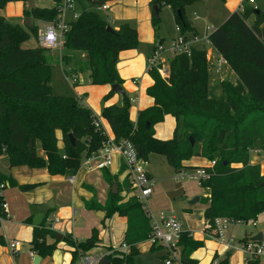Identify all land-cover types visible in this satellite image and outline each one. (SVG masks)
Listing matches in <instances>:
<instances>
[{"label": "trees", "instance_id": "16d2710c", "mask_svg": "<svg viewBox=\"0 0 264 264\" xmlns=\"http://www.w3.org/2000/svg\"><path fill=\"white\" fill-rule=\"evenodd\" d=\"M10 1L27 4L29 0H0V10ZM105 1L76 0L82 10L78 18L69 23L70 30L63 39V49L67 52L59 63L71 73H88L93 86H122L123 80L116 68L119 54L136 49L138 36L128 23L120 25L114 33L107 31L109 22L96 10ZM199 1L203 0H151L154 31H158L160 17L155 15L153 7L157 6L160 12L163 6H168L180 33L189 41L188 35L193 37L195 30L185 15V8ZM54 2L52 8L24 9L23 16L30 14L36 20L54 22L61 0ZM37 30L35 26L24 29L0 17V149L6 147L9 168H41L50 176L75 174L82 156L98 151L104 138L94 130L92 112L77 98L53 93L49 51L37 43L23 47L31 38L36 42ZM207 40L237 77L234 86L221 82L224 97H209L206 52L192 49L189 56L180 54L170 59L167 78L162 79L156 70L149 72L153 83L146 95L152 105L139 111L135 126L130 121L131 104L127 95L121 105L103 107L101 118L117 140H129L140 147L144 159L149 153L161 154L175 173L188 169L183 163L194 156L215 161L212 168L205 167L208 179L200 182V187L207 190L201 203L206 206L204 222L210 227L217 218L255 222L264 213V175L259 165L249 163L248 150L255 140H259L264 149V10L243 5L212 30ZM113 95L109 91L103 100ZM167 116L174 119L175 127L170 139L161 140L155 137L154 126L164 122ZM69 135L74 139L73 145ZM36 145L43 156L36 152ZM102 176L111 184L117 183V193L102 206L94 198L84 201V206L89 211H104L105 219L114 214L126 218L123 244L129 247L128 253L104 247L108 251L105 258L108 264H135L134 257L139 254L136 245L148 241L151 232L149 220L134 197L120 200V193L131 192L126 180L121 186L107 169L102 170ZM1 177L8 187L21 192H30L41 185L19 184L10 175ZM32 233L30 250L39 257H49L58 248L57 235L46 228L45 220L33 227ZM47 237L54 241L48 243ZM62 241L72 251L73 259L101 248L96 230L84 241H73L69 236H64ZM0 244H3L1 236ZM179 245L181 264H197L191 255L202 248L203 243L184 233ZM157 246L153 244L150 249L153 251Z\"/></svg>", "mask_w": 264, "mask_h": 264}, {"label": "crops", "instance_id": "0c3cea01", "mask_svg": "<svg viewBox=\"0 0 264 264\" xmlns=\"http://www.w3.org/2000/svg\"><path fill=\"white\" fill-rule=\"evenodd\" d=\"M150 1L151 0H106L104 2V4L108 6L106 10H103L100 7L96 9L98 13L103 12V15L101 17L109 22V25L113 30H118L120 25H122L123 23H128L137 32L138 42H139L138 47L136 49L121 52L119 54L118 63L116 66L118 74L120 78L123 80L122 88L125 91V95H127L126 92L129 93V95H127L128 97H133V96L138 95V104L135 106L136 116L138 115L139 111L152 105V101L146 95L147 88L150 87L153 83L152 79L150 78L147 72V62H148V58L150 57L153 51V47L156 44H158L157 43L158 40L161 39L162 42L164 40L163 38H161V36L158 33L154 31V28L152 27ZM217 2L219 5L215 6V3H216L215 1L203 0V1L196 2L190 6H187L185 8V15H186V10L191 9L193 11V15L195 16L193 22L188 20L191 26L195 30V34L193 37L190 34L188 35L190 47L195 50H204L206 52L208 65L211 66L214 74H218L217 61L220 58V56L211 47L210 43L207 40V36L209 35V33L212 30L216 29L218 26H220L229 17L231 13L241 10L242 6L245 4H247V6L253 9L264 10V2H261V4H256L255 0H253L252 3L247 2V0H217ZM17 4L21 6L20 17L22 18L23 4L22 2H18ZM54 5H55V2L51 6V8ZM77 6L80 7L79 12H76ZM165 7L169 8L168 6H165ZM81 10H82V6L78 2H76L75 12L79 14ZM216 16L218 17V19H213V17H216ZM64 19H65V15H64ZM173 19H174V24L176 28L177 25L175 22V18L173 17ZM65 20L68 23L72 22L73 15L70 18L65 19ZM199 21L203 22V24L199 23ZM249 22H252V19H250ZM207 23H209L210 29L208 28L209 26ZM177 36H178V32L175 37ZM168 63L166 64V66H168ZM222 66H224L225 69L229 71V74L231 73L233 74V72L229 69L227 64H224ZM66 69L70 71L69 68H66ZM65 74L68 75L67 73ZM70 74H76V73L72 72ZM84 74L87 75L88 77V73H84ZM84 74H76L77 79L78 77H82V75ZM134 80H137V84H132ZM88 82L90 84L89 77H88ZM236 82H237V77L234 79V83ZM78 83L79 81L75 84V86L78 85ZM90 86H93V85L90 84ZM98 87L104 88L103 97L109 91H111L110 86H98ZM208 91H209V87H208ZM77 96L81 99L82 101L81 104L84 107L89 109L93 115L101 118V113L92 111L91 108L88 106V104L85 102L84 99L87 98V93L85 91L82 94H77ZM117 96L121 100L119 103L116 102ZM122 98L123 97L121 94L114 93V95L111 96L109 100L104 101L105 103L104 107L108 105H112V104L121 105ZM101 120H102L103 125L109 130L110 134H113L108 123L103 118H101ZM165 121H167L171 125V133H170V136L167 138V139H170L172 137V132L175 127V121L170 116H167L164 122ZM156 126H154L155 137L161 140H167V139L162 138V136L159 133H157ZM57 137L58 139L61 138L60 133H57ZM58 145L59 147H62L60 141ZM254 154L255 156L252 158L250 155L249 163L251 165H259L262 163L264 164V156H260L257 151H254ZM192 158L183 163V165H185V167L188 168L184 170L186 171V174H189L187 173L188 171L193 172V170L195 169L205 168V167H208L210 164V162L204 158L196 157L199 159L197 162H192ZM84 159H85L84 156H82L80 169H78V171L75 174H67L65 176V179L63 178L64 176L63 177L62 176H50L47 173L46 169H35V170H40L39 171V173L41 174L40 178L39 180L32 182V183H28V184L39 183L41 185L30 192H21V191L19 192L22 194V196L26 198L28 203L30 204L34 203L36 205L46 206L47 213L44 214L42 212H36V214L33 215V214H30L31 212H29V210L28 211L26 210L23 212L22 217H20L21 222L23 223V225L30 226L32 230L33 227H36L33 224V218L37 215L43 216L42 222L44 220H45V223L48 221H52L53 219L49 217V214L52 211H54L55 208L57 207L56 198L53 196V192H57L58 197H60L61 201L63 202V205L66 206L68 203L70 204L72 203L71 205L74 207L77 206V207L83 208V212L84 210L85 212H87L84 214L87 215L89 218L88 223L85 226V229L78 230V231H76L75 229L74 230L70 229V227H67L66 225L60 224L59 220H57L56 223H59L60 226L54 228V232L56 233V235L61 236L60 238L61 240L64 236H69L73 240L84 241L91 236L93 230H96L98 232V238L100 239L99 245L101 246V248L95 249L86 255L97 256L99 257L101 261V259L104 258L106 254H108V251H106L104 247H111L113 250H119V251L128 253L129 247L123 244L124 233L127 227L126 218L119 217L117 214H114L111 218L108 219L109 221L111 220L110 222L112 224V227L115 226L117 223L121 226V231L118 236L119 240H117L115 244H112V239L110 238L111 235L108 234L105 236L104 232L100 230V227H99V223L104 222L103 218H104L105 213H103L104 214L103 217H99L96 213L100 211H95V210L89 211L84 206V201H89L92 198H94L96 202L102 206L106 200L105 192L107 188L106 181L104 180L102 176V170L92 171V170L87 169L86 166L82 164L84 162ZM259 166H260L262 175H264L262 171L264 170V165H259ZM22 167H25V166H22ZM15 168L17 167H14V169ZM26 168L28 167H25V169ZM121 168H123V166L117 160V158H115L114 162L109 168H107V170L109 171L111 177L113 178L117 177V181L122 186L125 180H123V175H122L123 171L120 172ZM11 170L12 168H9L8 160H7V170L4 171L3 169L0 168V175H6V176L10 175L19 184H24L25 183L24 181H21L20 179L12 175ZM36 173H38V171L34 172V174ZM176 174L178 175L179 173H176ZM72 175H74L75 177L74 182L69 183L68 178ZM64 181L65 183H68L71 187L70 194L65 192V187L62 186ZM113 184H117V183L114 182ZM117 188H118V185H117ZM11 189H12L11 187H7V189L4 192V197L9 205L10 218L3 223V229L1 231L2 233H4L6 231L5 229L8 228V225L6 224L11 222L13 214L15 215V207H13L9 201V199L13 198L15 195V193H12ZM201 189L205 191L201 197L205 198L207 196V190L203 188ZM122 194H124V192H122ZM201 197H199L200 199L198 201L200 203H201ZM50 201H53V208L48 207V203ZM205 208L206 206L204 205V210ZM204 210H203V213H204ZM73 214H75V210H73ZM52 222H54V220ZM56 223L54 222V225ZM254 227H255L254 228L255 230L246 231L242 238L235 239L233 238L232 234H228V235L226 234L225 236L226 241L228 242L229 240H231L230 244L234 246V248L232 249H228L225 245H221L216 240L210 239V244H215L217 248L215 247L213 254H211L208 257V264H213V263L219 264L222 262L225 264H246V258L243 252L240 250L239 245L245 242V240H243L245 238H247L248 240H251V238L256 233L261 232L262 235L264 236V229L257 228L258 227L257 220L255 221ZM198 235H203V233L200 232ZM0 236L2 237V240L4 241V236L1 234ZM193 240L202 242V238L196 239L195 237H193ZM47 242L52 243L53 240L48 239ZM145 242H148L151 248L152 244L149 241H145ZM143 243L144 242L136 245V249L138 250L139 253H140V250H139L140 245ZM22 248H23V245H22ZM22 248L20 252L16 255L18 256V259H19V262H18L13 258L16 256H13L10 253L8 246L6 247L5 244L3 245L0 244V264H34L36 257H39V256L33 252L34 255L33 257H31L29 255V253L31 252L30 248L28 249L27 253H23ZM218 248L223 249L221 253L217 252ZM201 249L202 248H199L191 255V258L194 261H197V264H198L197 255H198V252L201 251ZM72 257H73L72 251L69 250L65 242L60 241L58 244V248L53 252V254L46 258L39 257L37 264H84L83 255L78 256L75 259H73ZM165 259L163 260L164 262H165ZM251 264H264V256L253 260Z\"/></svg>", "mask_w": 264, "mask_h": 264}, {"label": "rangeland", "instance_id": "374dc122", "mask_svg": "<svg viewBox=\"0 0 264 264\" xmlns=\"http://www.w3.org/2000/svg\"><path fill=\"white\" fill-rule=\"evenodd\" d=\"M35 8H51L54 4V0H33ZM215 1V6L219 5L217 0ZM256 4H261L264 0H255ZM18 2L10 1L6 3L3 9L0 10V17H3L6 22L10 24H18L19 26L23 27L24 29H28L25 26L24 19L29 18L31 26H35L38 30L36 35H38V31L43 25L44 21L34 19L33 15L23 16L21 15V6L17 4ZM211 3V2H210ZM23 4V11L24 9L30 11L27 7V4ZM212 5V4H211ZM215 10V9H214ZM80 11V7H76V12ZM29 13V12H28ZM215 13V12H214ZM100 16L103 15V12L99 13ZM72 15L71 13H65V19L70 18ZM160 17V24L158 27L157 33L163 38V42L161 43V48L165 51L163 59L165 60V64H167L170 59L173 57L171 53H169L170 43L172 39L176 36L177 31L176 26L174 24L173 13L172 10L163 6L161 11L159 12ZM186 17L190 21H194L195 16L193 15V11L191 9L186 10ZM213 19H218V17H213ZM199 23L203 24V22L199 21ZM251 23V22H250ZM208 24V28L210 29V25ZM37 43L32 41V38L23 44V47L35 46ZM67 51L63 48L56 51H49L47 54V59L49 64L52 66L51 68V86L53 93L57 96H66V97H73L77 98V94H82L84 91L87 93V98L84 99L88 106L91 108L92 111L97 113H101L105 103L103 100L104 95V88L98 86H90L88 82L87 75H82V77H78V85H73L72 78L70 76V71L65 69L61 66L60 59L63 54ZM67 73L68 76L64 73ZM209 72V80H208V87H209V97L210 98H221L224 97V93L221 90V82L230 84L232 86L235 85L234 79L236 76L234 74H229V71L225 69L224 66L218 69V74L213 73V69L211 66L208 67ZM214 74V75H213ZM235 77H233V76ZM109 89V87H108ZM127 95L129 93L126 92ZM220 95V97H219ZM121 100L117 96L116 102L119 103ZM136 109L134 105H131L130 108V121L134 124L136 122ZM157 133H159L162 138L167 139L171 133V125L165 121L156 126ZM155 129V130H156ZM168 140V139H167ZM254 151H257L260 156H264V149L261 148L259 140H255L253 146L248 150L249 157L251 158L255 156ZM36 152L38 155L43 156L42 151L40 150L39 146L36 145ZM194 156L192 158V162H197L199 159ZM259 165H264L259 164ZM0 168L4 171L7 170V157L4 156L0 160ZM41 169V168H39ZM26 170V171H24ZM34 170V171H33ZM146 170L153 178V189L154 192L150 199L148 200V210L149 215L154 217L159 213H173L178 219L182 221L184 229L187 231L193 232V237L196 239L202 238L203 247L201 251L198 252L197 260L198 264H208V257L213 254L214 249L216 247L215 244H210V238L203 235H198L202 232L204 228V218H203V210L204 205L200 202L195 204H189L190 201L195 199L196 197H201L205 192L199 187V182L196 178L192 176H180L177 175L174 170L167 164L165 158L159 153H149L146 158ZM38 171V173L34 174V172ZM40 170L29 169L25 167H17L12 168L11 173L14 177H17L21 181H24V184L32 183L40 178ZM47 171V170H46ZM264 173V170H262ZM186 172V171H184ZM48 173V172H47ZM186 175H191L193 172L188 171ZM65 175L62 177L65 179ZM14 179V178H13ZM106 200L104 204L111 199L112 196V187L111 185L114 183H109L106 179ZM16 181V180H15ZM53 185V184H52ZM50 185V186H52ZM65 187V192L70 194V185L65 183L62 184ZM12 193H15L14 197L9 199L11 205L15 207V215L13 214L12 220L8 225V228L5 229L4 233L0 232L1 235L4 236V243L5 246H8V243L11 241L20 242L23 245L22 251L23 253H27L28 249L30 248L29 242L32 240V232L30 226L23 225L21 222V218L24 211L31 212L30 214L35 215L36 212L47 213L46 206L36 205L34 203H28L26 198L22 196L18 189L12 188ZM117 191V189H116ZM21 194V195H20ZM22 196V197H21ZM53 196L56 198L57 207L54 211L49 214V217L54 220L56 223L59 220L60 224L66 225L70 227V229L83 230L85 229L86 224L88 223V216L85 215L83 212V208L72 206L68 203L66 206L63 205L61 198L58 197L57 192H53ZM120 200L123 199L124 201L127 200L129 197H132L131 192L127 195L120 193ZM122 197V198H121ZM71 200V198H70ZM103 204V205H104ZM73 210H75V214H73ZM102 213H105L102 210H99ZM111 218V217H110ZM104 222L99 223L100 230H102L106 235H111L110 238L112 239V244H115L117 240H119V233L121 231V226L117 223L115 226L112 227L111 220L109 221L105 219L104 215ZM25 220V219H24ZM52 220V221H53ZM48 221L45 223L47 229L51 232H54V228L59 227L60 224ZM110 223V225H109ZM54 225V227H53ZM258 229H264V213H261L257 219ZM254 222L249 221L247 223H235L229 226L228 230L224 232L226 234H232L233 238L238 239L242 238L246 231L255 230L254 229ZM56 234V233H55ZM57 238V236H56ZM51 239L54 241L53 238L47 237V240ZM63 239V238H62ZM193 239V238H192ZM57 241H62L61 239H55ZM73 240V239H72ZM115 240V241H114ZM79 241V240H73ZM2 244V245H3ZM159 246V245H158ZM155 247L152 251L150 249V244L148 242H144L140 245V253L134 257L135 264H164L162 260L159 258L164 256L166 257V250L160 246ZM180 248V245L178 246ZM217 248V247H216ZM223 249H217L218 253H221ZM16 261L19 262L18 256L13 257ZM192 259V258H191ZM173 264H181L175 261ZM214 264V263H213Z\"/></svg>", "mask_w": 264, "mask_h": 264}, {"label": "built area", "instance_id": "2783aa9c", "mask_svg": "<svg viewBox=\"0 0 264 264\" xmlns=\"http://www.w3.org/2000/svg\"><path fill=\"white\" fill-rule=\"evenodd\" d=\"M247 2L252 3L253 0H247ZM75 5L76 0H61L57 20L54 22H44L38 31L37 44L39 47L47 51H56L63 48L64 36L70 30V25L64 19V15L66 12H70L73 15V20H76L79 14L75 12ZM100 8L106 10L108 6L103 4ZM176 31L178 32V36L172 39L169 53L172 56L180 54L189 56L192 50L189 41L185 40V37L180 33L179 27L176 28ZM164 52L160 44L155 46L148 58V74L151 70H156L162 79L168 77V66H166L165 60L162 57ZM224 64H226L225 60L220 57L217 61L218 69ZM70 76L73 85H75L78 82L77 75L70 74ZM132 84H137V80H134ZM77 99L80 103L82 102L79 97ZM129 103L136 106L138 104V95L129 97ZM92 124L94 130L104 138V141L98 151L88 157L84 156L85 159L82 164L89 170L100 171L109 168L115 158H117L123 166V180L127 181L132 197L139 203L141 210L149 220L151 232L148 241L152 245L162 246L166 250L167 256L164 264H173L175 261L181 263L178 241L184 233L193 238V232L185 230L182 222L173 213H159L154 217L149 215L147 203L154 192V181L146 170V159L142 158L141 154L137 151V146L131 141L123 139L117 140L114 134H110L109 130L103 125L100 117L93 115ZM135 124L136 122L134 126ZM4 156H6V147L2 146L0 149V159ZM214 165L215 161H211L209 168H212ZM179 175L192 176L198 180L199 185L201 181L209 177L205 168L195 169L191 175H186V172H180ZM74 179V175L70 176L68 178L69 183H73ZM7 187L8 183L0 175V232L3 229V223L10 218L9 205L4 197V192ZM235 223L243 224L241 221L233 222L227 218H217L213 221V227H210L208 223L204 222L202 233L206 237L216 240L219 244L225 245L228 249H232L234 246L230 244L231 240L226 241L224 232L230 225ZM21 248L22 244L20 242L11 241L8 243V249L13 256H16ZM239 248L246 258V264H251L249 261L264 256V238L261 242L247 240L241 243ZM29 255L33 257L34 254L30 252ZM83 261L84 264H99L100 259L97 256L85 255Z\"/></svg>", "mask_w": 264, "mask_h": 264}, {"label": "water", "instance_id": "95a60500", "mask_svg": "<svg viewBox=\"0 0 264 264\" xmlns=\"http://www.w3.org/2000/svg\"><path fill=\"white\" fill-rule=\"evenodd\" d=\"M27 7H28L29 9H34V8H35V6H34V1H33V0H29V1L27 2ZM153 10H154V12H155V15H156L157 17H159V9H158V7H157V6H154V7H153ZM178 15L180 16V12H178ZM24 23H25V26H26L27 28H31V27H32L31 24H30V19H29V18H25V19H24ZM107 31H108V32H111V33H114V30L111 29L110 27H107ZM110 90H111L113 93L121 94L122 97L125 96V91H124V89L122 88V86H120V85H118V84H114V85H112V86L110 87ZM69 138H70L71 144L73 145V144H74V139H73V137H72L71 135H69ZM190 142H191L192 145L194 144V141H193L192 138H190ZM29 149H30V150L33 149V142H32L31 140L29 141ZM137 151H138L139 154H141V149H140V147H137ZM116 189H117V184H113V185H112V194H113V195L116 194V192H117ZM199 199H200L199 197H196L195 199H193L192 201H190L189 204H191V205H192V204H195V203H197V202L199 201ZM48 207H49V208H53V201H50V202L48 203ZM96 214H97L99 217H103V215H104L102 212H97ZM42 218H43L42 215H37V216H35V217L33 218V224H34V226H36V227L40 226L41 223H42ZM60 238H61V236H60V235H57V239H60ZM262 239H263V235H262L261 232L256 233V234L251 238V240L254 241V242H261ZM38 260H39V257H36V259H35V261H34V264H37V263H38ZM99 264H108V260L104 257V258L101 259V261L99 262Z\"/></svg>", "mask_w": 264, "mask_h": 264}]
</instances>
